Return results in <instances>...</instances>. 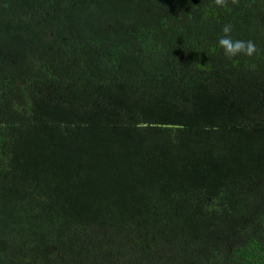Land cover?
<instances>
[{"label": "trees", "instance_id": "obj_1", "mask_svg": "<svg viewBox=\"0 0 264 264\" xmlns=\"http://www.w3.org/2000/svg\"><path fill=\"white\" fill-rule=\"evenodd\" d=\"M0 264H264V0H0Z\"/></svg>", "mask_w": 264, "mask_h": 264}, {"label": "clouds", "instance_id": "obj_2", "mask_svg": "<svg viewBox=\"0 0 264 264\" xmlns=\"http://www.w3.org/2000/svg\"><path fill=\"white\" fill-rule=\"evenodd\" d=\"M217 4H223L224 0H216ZM224 35L218 40V46L222 49L223 55L231 58L240 54L253 56L257 52V47L252 40L233 39L231 36L232 26L225 24L222 28Z\"/></svg>", "mask_w": 264, "mask_h": 264}]
</instances>
